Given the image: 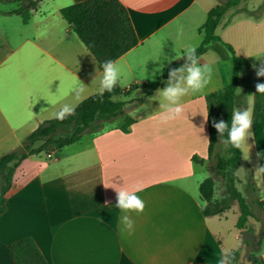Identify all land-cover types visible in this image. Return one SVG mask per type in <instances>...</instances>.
<instances>
[{
  "label": "crops",
  "instance_id": "crops-1",
  "mask_svg": "<svg viewBox=\"0 0 264 264\" xmlns=\"http://www.w3.org/2000/svg\"><path fill=\"white\" fill-rule=\"evenodd\" d=\"M23 1H0V157L20 147L41 122L55 118L61 104L76 108L97 93L98 80L93 79L102 71L61 14V8L84 0H40L27 21L15 12ZM102 1L137 43L116 60L130 76L124 88L140 85L137 90L184 59L185 49L201 45L199 29L219 4ZM263 2L243 0L224 13L215 30L222 42H209L199 56L201 63L213 67L211 79L203 93L182 98L184 112L175 121L160 123V101L155 99L168 77L140 106L129 107L98 132L53 150L50 158L42 152L24 159L0 215V264H16L8 246L26 237L49 264H219L224 250L240 252L239 264H253L244 260L239 207L233 203L220 215L205 216L200 186L211 174L206 97L232 82L230 45L250 64L237 89L248 94L246 108L251 107L253 119L249 159L243 160L253 170L258 199L264 201V173L257 171L264 166V93L257 90L264 84V77L257 75L258 59H264V15L257 19L249 13ZM161 64L162 71L155 72ZM81 83L86 91L76 100L73 89ZM128 119L133 122L125 127ZM245 169L243 163L237 169L242 187ZM137 187L145 208L128 213L134 221L129 234L115 204L119 190ZM215 198H221L217 192ZM249 227L259 238L261 223L250 220ZM262 250L263 257L264 242Z\"/></svg>",
  "mask_w": 264,
  "mask_h": 264
},
{
  "label": "trees",
  "instance_id": "trees-1",
  "mask_svg": "<svg viewBox=\"0 0 264 264\" xmlns=\"http://www.w3.org/2000/svg\"><path fill=\"white\" fill-rule=\"evenodd\" d=\"M39 1L24 0L26 8H20L15 12L22 13L24 20L27 21L29 10L36 8ZM218 1L219 4L208 12L205 23L199 29V32L203 35V41L195 49L197 57L201 55L209 42H222L215 34V30L224 13L229 8L237 6L243 0ZM260 6L255 10L249 11L257 19L264 15V6ZM118 8L115 5L114 9ZM119 9L122 13H125L121 8ZM61 14L95 56L100 68L105 61H116L137 44L136 41L130 39L127 33L112 18L102 0H84L65 6L61 8ZM227 46L231 50L234 59L232 82L223 89L213 92L206 97L210 136L208 160L212 161V165L209 167L210 176L200 186V192L205 201L203 213L207 217L220 215L229 209L235 201H238L240 217L237 227L239 229H245L250 217L261 222L260 235L256 242L251 261L253 264H264V258L261 255L264 242V201H260L258 198L252 201L260 210V214L256 215L246 201V198L240 191L235 189L234 185H231V194L220 199L215 198L217 181L226 179L230 183H233L236 177L233 173L237 171L241 163L246 168L247 192H253L257 195L259 192L250 164L243 160L239 149L236 150L230 145L222 143L221 136L213 124L214 121H224L230 125L232 110L235 108L243 110L247 107L248 102V94L237 93V89L241 74L250 68V64L247 59L237 56L230 45ZM184 61L185 58L173 63L155 81L144 85L142 96L134 100L136 101L134 107L140 106L148 95L157 88L164 86L165 81L169 77V72L183 64ZM139 87L140 85H131L128 88L117 87L112 93L105 92L103 95L97 92L81 101L75 108L74 113L66 116L64 120L61 121L56 118L44 120L25 138L20 147L1 156L0 215L6 210L7 193L13 186L16 169L24 159L32 154L60 149L75 143L84 134L98 132L106 122L124 116L129 109L131 101L123 100L120 97L131 96ZM132 122L133 119H128L124 126L127 127ZM39 141L42 144L39 147H35V144ZM194 160H197V157H194ZM249 229L253 231L251 227ZM8 248L16 264H49L34 240L30 237L13 242ZM230 253L231 264H239L241 259L240 252L232 251Z\"/></svg>",
  "mask_w": 264,
  "mask_h": 264
},
{
  "label": "clouds",
  "instance_id": "clouds-1",
  "mask_svg": "<svg viewBox=\"0 0 264 264\" xmlns=\"http://www.w3.org/2000/svg\"><path fill=\"white\" fill-rule=\"evenodd\" d=\"M183 57L185 58V63L169 72L167 86L158 90L155 96V99L160 101V110L158 112L160 113V123L162 124L175 121L182 115L184 112V106L181 102L182 98L188 95L203 93L214 71L212 66L200 62L194 48L185 49ZM258 60L261 61V64L257 68V75L264 77V59ZM101 69L102 71L93 79V82L98 80V93L100 95H103L105 92L112 93L117 87L124 88L127 86L130 80L128 70L116 61H105L101 65ZM162 69L163 64L155 72L158 73ZM257 90L260 93H264V84H258ZM85 91L84 84H79L73 89L74 98L80 100ZM74 111V105L63 103L59 107V110L54 113V117L62 121L66 116L72 115ZM204 118L207 120V117L204 116ZM213 124L221 136L222 143L230 145L236 150L239 149L242 158L248 160L250 146L248 140L254 136V133L250 131L253 126L251 107L243 110L238 108L233 109L230 125L224 121H214ZM257 171L264 173V166L260 167ZM233 175L240 178L239 170L234 172ZM138 191H140L139 187L133 191L119 190L117 203L115 204L123 213L121 223L124 225V229L128 230L129 234L133 230L134 221L128 213H141L145 208L144 201L136 194ZM230 257V252L227 250L222 251L219 264H231Z\"/></svg>",
  "mask_w": 264,
  "mask_h": 264
},
{
  "label": "rangeland",
  "instance_id": "rangeland-1",
  "mask_svg": "<svg viewBox=\"0 0 264 264\" xmlns=\"http://www.w3.org/2000/svg\"><path fill=\"white\" fill-rule=\"evenodd\" d=\"M261 6L262 7L264 6V2L262 3ZM21 8H26V3L24 1L22 2ZM143 91H144V89H142V90H136L133 93V95L129 96V97H131L130 100H129V101H131V103L129 104V107L130 108L135 106L136 101H134V100L140 98L142 96ZM129 97H127V98H129ZM120 98L121 99H126L124 96H122ZM224 148H225V146L223 147V151H224ZM211 165H212V161L207 160V167L209 168ZM245 181H246V177H245ZM231 185H234V187H235V189L237 191H241L242 195L246 198V201L250 205V207H251L252 211L254 212V214L259 215L260 214V210H259L258 206L255 203L252 202L253 200H256V198H258V195L256 193H253V192H251V193H248L247 192V186H248L247 185V181H246V185L243 186V187H242V185L239 184V181H238L237 177L234 178V182L233 183L232 182L230 183L226 179H222L220 181H217V184H216V192H217L218 196L221 197V198H223V197L228 196L229 194H231V191H230ZM234 204H236L239 207V202L238 201H235ZM227 210H229V209H227ZM250 220H252L254 223L255 222H258L253 217H250L249 218V221ZM259 223H261V222H259Z\"/></svg>",
  "mask_w": 264,
  "mask_h": 264
},
{
  "label": "water",
  "instance_id": "water-1",
  "mask_svg": "<svg viewBox=\"0 0 264 264\" xmlns=\"http://www.w3.org/2000/svg\"><path fill=\"white\" fill-rule=\"evenodd\" d=\"M242 235V244L244 245V260H252L253 253L256 247V242L258 240V235L253 231L248 229V225L241 231Z\"/></svg>",
  "mask_w": 264,
  "mask_h": 264
},
{
  "label": "built area",
  "instance_id": "built-area-1",
  "mask_svg": "<svg viewBox=\"0 0 264 264\" xmlns=\"http://www.w3.org/2000/svg\"><path fill=\"white\" fill-rule=\"evenodd\" d=\"M45 153H46V156L50 158V157H52L53 150L47 151ZM263 258H264V256H263Z\"/></svg>",
  "mask_w": 264,
  "mask_h": 264
}]
</instances>
